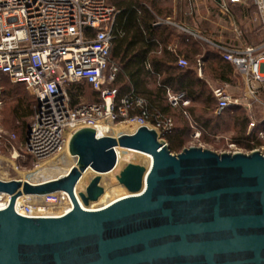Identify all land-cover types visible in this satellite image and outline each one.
Returning a JSON list of instances; mask_svg holds the SVG:
<instances>
[{
  "label": "water",
  "instance_id": "1",
  "mask_svg": "<svg viewBox=\"0 0 264 264\" xmlns=\"http://www.w3.org/2000/svg\"><path fill=\"white\" fill-rule=\"evenodd\" d=\"M148 153L149 169L128 163L117 175L132 195L86 210L104 193L101 174L118 161L116 148ZM76 164L60 177L32 183L0 179L10 196L0 210V264H264V153L190 146L171 152L148 126L117 137L92 127L69 140ZM97 173L74 194L84 172ZM67 192L62 216L27 217L22 195ZM80 199V201H79Z\"/></svg>",
  "mask_w": 264,
  "mask_h": 264
},
{
  "label": "built area",
  "instance_id": "2",
  "mask_svg": "<svg viewBox=\"0 0 264 264\" xmlns=\"http://www.w3.org/2000/svg\"><path fill=\"white\" fill-rule=\"evenodd\" d=\"M252 1L255 14L249 20L256 24L262 39L253 44L238 42L241 30L233 22L225 31L235 33V40L212 43L243 79L245 92L242 97H234L227 83L211 86L217 100L215 114L222 115L231 107H242L249 114L250 131L258 125L252 115V104L258 101L259 92L264 88V0ZM218 4L226 16H232L233 5L247 6L245 0H219ZM116 16L117 9L109 0H0V95L1 77L7 76L14 83L24 84L36 97L22 154L14 143L16 135L8 133L0 121V140L11 149L13 158L47 159L59 153L76 130L93 128L98 123L124 122L136 128L148 126L163 139L171 132L172 118L157 113L151 123L145 99L132 95L118 99L117 90L106 86L114 81L119 70L111 61ZM177 64L183 68L189 61L180 57ZM195 69L203 78V57L197 58ZM82 80L99 91V102L72 105L67 84ZM168 99L173 106L189 105L184 92L168 91ZM137 107L142 109L141 114L130 116ZM200 135V130L193 131L194 138ZM259 136L264 138V129L259 131ZM79 191L83 190L74 188L76 197ZM5 201H8L6 206ZM9 201V195L0 193V206L6 208ZM40 206L53 207L55 213L63 212L35 213V208ZM72 208L70 195L63 191L42 196L26 195L25 203L19 207L27 217L62 216Z\"/></svg>",
  "mask_w": 264,
  "mask_h": 264
},
{
  "label": "trees",
  "instance_id": "3",
  "mask_svg": "<svg viewBox=\"0 0 264 264\" xmlns=\"http://www.w3.org/2000/svg\"><path fill=\"white\" fill-rule=\"evenodd\" d=\"M165 1L167 0H163V2ZM109 2L117 9L113 25L114 39L111 61L118 66L119 70L114 81L107 83L106 86L117 90L118 99L127 95L145 99L151 123H154L153 115L157 113L172 118L173 129L165 135V138L169 142L171 151L180 149L185 142L184 138L189 134L192 136L195 129L200 130L202 135L213 124L215 126L213 119L200 122L194 116V104L196 102L205 103V101L210 104L217 100L212 90L206 96L207 83L199 78L193 61L188 60L189 65L181 68L174 63L175 55L166 50L165 44L174 30L170 26L159 24V22L170 13L169 5L165 3L160 5V0H109ZM160 45H162L161 50ZM200 47L197 41L195 45L191 44L189 51L199 54L203 52ZM158 50H160V54L157 53ZM204 55L214 76L221 81L230 82L233 71L236 70L232 64L222 58L220 50H208ZM147 62L150 64V68L147 67ZM3 78L9 79L7 76H2L1 80ZM20 85L26 87L24 84ZM1 87L3 90L2 83ZM67 90L72 105L100 101L99 91L94 90L86 81L70 82L67 84ZM88 91L93 94V100H86L89 95ZM168 91L173 94L184 92L185 98L189 100V105L173 106L168 99ZM84 97L85 100H83ZM35 104L36 97L34 96V106ZM229 110L230 108L224 113ZM141 111L142 109L137 107L131 111L130 116L139 115ZM14 112L16 117H28L32 114V111H23L18 115L16 109ZM219 116L214 114L217 120L221 118ZM237 121L242 125L244 131L249 122L248 117H237ZM263 123L262 121L258 122L254 129L255 138L253 135L245 137L246 144L244 146L247 150L252 151L258 146V139L261 138L259 131L264 129ZM30 125L25 136L20 139L21 141H19L17 133L13 132L16 135L14 143L22 152ZM252 139L253 141H250ZM4 149V147H0V152Z\"/></svg>",
  "mask_w": 264,
  "mask_h": 264
},
{
  "label": "rangeland",
  "instance_id": "4",
  "mask_svg": "<svg viewBox=\"0 0 264 264\" xmlns=\"http://www.w3.org/2000/svg\"><path fill=\"white\" fill-rule=\"evenodd\" d=\"M247 3V6L249 5V10L253 11V1L252 0H245ZM199 20L197 21V31H198V42L201 46L202 53H205L209 50V45L206 42V39H211L212 35H216L214 32L216 30V25L213 24L212 20H208L205 18H201L199 16ZM200 78V77H199ZM201 80L206 81V96L211 93V86H219L223 84H228L230 93L234 97H242L243 93L245 92V85L243 82V79L240 77V75L233 71V74L231 76L230 82H224L220 79L216 78L208 64L205 66L204 75L203 78H200ZM1 83L3 85V90L0 95V120L2 121V125L6 129L8 133H17V137L19 141L22 139V137L25 136L27 129L32 121V117L34 115V95L33 93L28 90L23 85H20L18 83H14L10 81L7 78H3L1 80ZM87 97V101L93 100L94 96L93 94H90ZM85 100V97L83 98ZM216 102L208 104V101L206 103H195L194 109H195V117L200 122H205L207 119H213V123H215L208 129V131L202 135H200L199 138H194L190 134L184 138V144L183 147L180 149L172 150L171 152L174 154L180 153L184 148H188L190 146H196L201 147L204 149H209L212 151H215L217 153L221 152H244L248 153L251 152L250 150H247L245 148L244 144H246L245 137H250L253 135L254 130L250 131L249 129V114L248 112L242 108V107H231L229 111L226 113L220 115L218 120L215 119V109H216ZM16 109V113L20 115L23 111H32V114L28 117H16L14 110ZM252 115L253 118L260 122H264V88H262L258 95V101L253 102L252 104ZM218 116V115H217ZM248 117V124L246 125L245 130H242V125L239 124L237 121V117ZM124 122H116L113 123V125H119ZM264 124V123H263ZM136 127V126H135ZM135 130V129H134ZM126 132V133H132L134 131ZM255 138V135H253ZM166 141L167 139L164 138ZM250 141H253L250 140ZM168 142V141H167ZM255 142V141H254ZM258 146L254 150L262 151L264 150V138L258 139ZM169 144V142H168ZM16 145V144H15ZM0 147H4V151L0 152V179L3 180H12V179H21L23 180V173L33 170L38 164L47 162L48 160L54 158L59 153L55 154L54 156H51L47 159L43 160H35L32 157H12V151L11 149H8L4 143V141L0 140ZM18 148V147H17ZM253 151V150H252ZM18 153L22 154V151L18 149ZM124 159V158H123ZM128 163H135L139 165L146 164L145 160H125L123 167L121 170L128 164ZM59 173L53 174L52 178H57ZM46 176V175H44ZM41 178V176H40ZM87 180V184L89 183L90 179ZM45 180V179H41ZM102 180V179H101ZM33 182H39L40 180L33 178ZM115 183H118V180L115 179ZM101 185L103 187L110 186L111 182L109 179L105 183L101 182ZM124 187V186H123ZM125 188V187H124ZM126 189V188H125ZM127 190V189H126Z\"/></svg>",
  "mask_w": 264,
  "mask_h": 264
},
{
  "label": "crops",
  "instance_id": "5",
  "mask_svg": "<svg viewBox=\"0 0 264 264\" xmlns=\"http://www.w3.org/2000/svg\"><path fill=\"white\" fill-rule=\"evenodd\" d=\"M218 2L219 0H167L165 2L160 0V5L165 3L171 9L168 15L160 19L159 24L170 26L174 30V33L169 36L165 48L175 55L174 63L176 65H178L177 61L180 57L193 61V63L198 57H203L205 66L207 64L204 53L193 54L189 51L191 44L195 45L198 41L197 21L199 16L208 20L211 19L217 27L214 31L216 35H212L211 39H206L209 50H219L212 43H228L235 40V33L225 31V27L233 22L241 30V35L237 39L238 42L253 44L262 39V35L256 31V24L249 20L255 14V9L252 11L249 10V6L233 5L231 7L232 16H226L220 11ZM161 49L162 45H160ZM160 50H158V54L161 53ZM146 64L147 67H151L148 62Z\"/></svg>",
  "mask_w": 264,
  "mask_h": 264
},
{
  "label": "bare ground",
  "instance_id": "6",
  "mask_svg": "<svg viewBox=\"0 0 264 264\" xmlns=\"http://www.w3.org/2000/svg\"><path fill=\"white\" fill-rule=\"evenodd\" d=\"M93 128L96 130L98 136L110 135L114 137H117L122 133L130 132L132 131V129L133 130L136 129L135 125L128 123H121L119 125H113L112 123H98ZM116 153L118 157L116 167L110 172L101 174V179H102L101 182L105 183L107 179H109L111 185L105 186L103 195L97 201L91 202L88 206H85L79 199L84 209L93 210V211L99 210L108 206L109 204H111L112 202L118 199L132 195V193L126 190L120 183L119 184L115 183L116 182L115 179H117V175H119L125 160H130V161L132 159L135 160L137 159L141 161L145 160L146 164H143V166H145L147 169L150 168L153 162V158L150 154L134 149L117 147ZM75 164H76V157L71 155V153L69 152V143H68L65 145V147H63L60 153L56 155L54 158L48 160L47 162L38 164L31 171L24 172L22 174L23 180H27L32 183H35L32 181V179L36 178L40 180L39 182H41L44 181L41 180L42 178L45 180L51 179V177H53V174L55 173H59L58 177H60L67 174ZM95 175H97V173L92 169H88L86 172H84L76 186L77 189L84 190L85 187L87 186V180H89L90 177H94ZM25 196L26 195L20 196L16 201V209L19 213H21L19 207L22 206L23 203H25ZM7 202L8 201H5L4 203L5 206L7 205ZM2 206H0V208H4ZM34 211L35 213L38 214H60L63 212L62 211L55 213L52 212L53 207L43 208L42 206H40L38 209L35 208ZM44 216H49V215H44Z\"/></svg>",
  "mask_w": 264,
  "mask_h": 264
}]
</instances>
